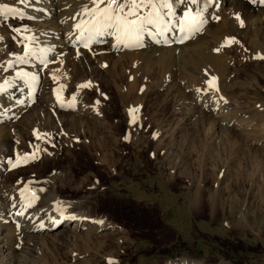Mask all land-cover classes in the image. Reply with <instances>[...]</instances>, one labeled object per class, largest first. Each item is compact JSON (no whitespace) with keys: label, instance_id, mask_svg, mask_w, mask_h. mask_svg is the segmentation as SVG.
Returning <instances> with one entry per match:
<instances>
[{"label":"bare ground","instance_id":"1","mask_svg":"<svg viewBox=\"0 0 264 264\" xmlns=\"http://www.w3.org/2000/svg\"><path fill=\"white\" fill-rule=\"evenodd\" d=\"M163 2L157 0L158 7ZM168 2L170 9L159 8L163 17L160 26L141 36L143 48L130 51L116 40L115 34L97 37L96 44L89 48L79 45L78 39L87 32L91 19L84 9L95 10L91 0H25L23 4L20 0H0V5L13 9L0 14V264H24L23 259L43 264L41 245L77 246L85 240H95V236L105 238L123 230L115 217L94 208L84 198H76L71 189L57 185L55 176L41 179V175H32L50 157L61 155L59 147L66 149L65 157L76 155L81 149L79 156L91 164L110 166L116 161L106 148H119L124 138L101 104L85 97L86 91L97 88L100 92L102 77L95 78L96 66L106 65L107 70L119 68L122 74L132 65L134 70L154 68L162 75L173 72L169 91H173L174 97L179 89L187 100L182 117L185 122L196 118L189 108V102H194L195 111L205 117L203 126L215 123L219 129L252 135L247 134L243 117L227 113L226 97L237 82L227 83L235 77L236 70L231 68L222 45L234 31L237 15L264 22V2ZM185 27L191 36L186 44L163 46L162 39L156 36L161 30L165 37L176 41ZM254 34L245 36L249 43L256 42ZM261 43L256 47L260 49ZM20 70L24 72L20 74ZM114 78L109 73L103 81L117 88ZM25 80L37 86L36 96L29 93ZM138 81L132 74L127 82L128 91H137ZM210 82L219 88L218 92L209 87ZM69 85L73 89L70 92L66 88ZM128 112L131 114L129 109ZM32 137L35 148L29 140ZM161 138L158 143L164 140ZM23 162L30 164L23 167ZM21 176L28 177L18 179ZM115 196L121 201L126 198L120 192ZM188 261L183 257L162 264H202Z\"/></svg>","mask_w":264,"mask_h":264},{"label":"rangeland","instance_id":"2","mask_svg":"<svg viewBox=\"0 0 264 264\" xmlns=\"http://www.w3.org/2000/svg\"><path fill=\"white\" fill-rule=\"evenodd\" d=\"M240 17L244 26L237 20L222 45L236 70L227 83L237 82L227 94L226 107L232 117H243L252 135L219 129L214 122L213 127L203 126L205 117L195 111L194 102L189 108L196 118L185 122L187 100L179 89L174 97L169 91L173 72L162 75L132 65L122 74L119 68L96 66L95 78L102 77L100 92L89 90L85 97L101 104L124 138L119 148H106L116 161L91 164L79 156L81 149L65 157L66 149L59 147L61 155L50 157L32 175L55 176L57 185L115 217L123 230L77 246H38L43 264H162L183 257L202 264H264V60L258 58L264 56V22ZM251 34L255 43L246 38ZM260 43L259 49L255 44ZM109 73L119 88L105 84ZM132 74L139 80L134 92L127 85ZM136 93L139 98L134 99ZM159 138H164L162 143ZM119 192L125 201L115 196Z\"/></svg>","mask_w":264,"mask_h":264},{"label":"snow or ice","instance_id":"3","mask_svg":"<svg viewBox=\"0 0 264 264\" xmlns=\"http://www.w3.org/2000/svg\"><path fill=\"white\" fill-rule=\"evenodd\" d=\"M24 2L25 0H20L21 4ZM91 2L95 6V10L84 9L85 13L91 17L87 28V40L90 41L105 34H115L116 40L120 44L129 47L139 46L140 38L145 31L160 26L163 21V17L159 12L160 7L171 8L168 0H164L159 7L157 0H91ZM192 2L195 4L198 0H192ZM261 2H264V0H261ZM145 9H148V11L145 12ZM12 10L8 5H0V14ZM236 19L240 21L243 27L244 21L241 17L237 15ZM181 31L183 32L184 29L182 28ZM87 46L88 44L85 43V47ZM258 58L264 60V56ZM209 87L215 88L217 92L219 91V88L211 82ZM133 123H135V116H133Z\"/></svg>","mask_w":264,"mask_h":264}]
</instances>
